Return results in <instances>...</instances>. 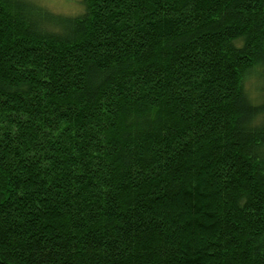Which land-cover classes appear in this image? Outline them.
<instances>
[{
	"label": "trees",
	"instance_id": "obj_1",
	"mask_svg": "<svg viewBox=\"0 0 264 264\" xmlns=\"http://www.w3.org/2000/svg\"><path fill=\"white\" fill-rule=\"evenodd\" d=\"M82 5L0 0V264H264V0Z\"/></svg>",
	"mask_w": 264,
	"mask_h": 264
},
{
	"label": "rangeland",
	"instance_id": "obj_2",
	"mask_svg": "<svg viewBox=\"0 0 264 264\" xmlns=\"http://www.w3.org/2000/svg\"><path fill=\"white\" fill-rule=\"evenodd\" d=\"M39 8L50 11L57 15H78L84 10L82 0H29ZM264 77L261 79L254 75L245 85L246 91L253 101L260 104L264 99Z\"/></svg>",
	"mask_w": 264,
	"mask_h": 264
}]
</instances>
